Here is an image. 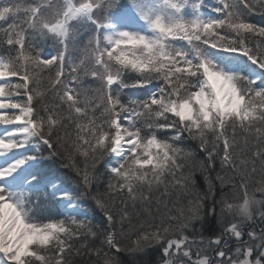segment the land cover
<instances>
[{
	"label": "snow or ice",
	"instance_id": "1",
	"mask_svg": "<svg viewBox=\"0 0 264 264\" xmlns=\"http://www.w3.org/2000/svg\"><path fill=\"white\" fill-rule=\"evenodd\" d=\"M0 264H264V0H0Z\"/></svg>",
	"mask_w": 264,
	"mask_h": 264
},
{
	"label": "trees",
	"instance_id": "2",
	"mask_svg": "<svg viewBox=\"0 0 264 264\" xmlns=\"http://www.w3.org/2000/svg\"><path fill=\"white\" fill-rule=\"evenodd\" d=\"M122 259L127 261L128 259H130L129 257H126V256H122ZM146 259V258H145Z\"/></svg>",
	"mask_w": 264,
	"mask_h": 264
}]
</instances>
